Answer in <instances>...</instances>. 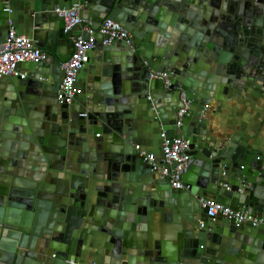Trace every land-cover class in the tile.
I'll return each instance as SVG.
<instances>
[{"label": "water", "instance_id": "95a60500", "mask_svg": "<svg viewBox=\"0 0 264 264\" xmlns=\"http://www.w3.org/2000/svg\"><path fill=\"white\" fill-rule=\"evenodd\" d=\"M11 2L44 58L0 77V264H264L263 226L203 206L264 220V149L214 140L207 115L235 92L264 96V0H0V52ZM74 5L68 25L56 9ZM105 19L131 44L94 63L80 109L58 103L75 33L88 27L102 49ZM139 121L188 142L180 188L138 156Z\"/></svg>", "mask_w": 264, "mask_h": 264}, {"label": "built area", "instance_id": "2783aa9c", "mask_svg": "<svg viewBox=\"0 0 264 264\" xmlns=\"http://www.w3.org/2000/svg\"><path fill=\"white\" fill-rule=\"evenodd\" d=\"M56 13L64 18L68 25H76L79 23L78 7L72 6L69 10L56 9ZM89 36L82 37L81 34L73 39L72 52L68 59L62 64L63 78L56 94V100L60 104H72L74 99L81 93V89L77 86V77L79 72L89 62V54L94 50L95 38L93 32L88 30ZM98 33L106 36L102 44L105 47H110L115 40L125 41L126 44H131L129 34L123 29L120 23L111 19H105L101 23ZM44 58V55L34 48L31 40L25 36L17 34L11 28L7 34L6 41L3 44V50L0 52V77H16L25 78L26 74L18 70V64L23 62H36ZM154 78H166L163 73L153 74ZM168 84V81H165ZM185 110L179 111L181 117ZM179 124V122H178ZM98 136V135H97ZM161 159L158 160L154 153H149L141 150L139 145L134 148L138 152L140 159L147 164L153 172H158L162 176H166L175 189L181 187L179 181L180 172L188 167L190 156L188 152V142L180 138H166L164 134H160ZM203 206L208 208L207 217L215 218L221 215L227 219H233L236 226L240 224H249L253 227L263 226L264 220L248 215L245 212L235 211L229 207L223 206L214 202H204ZM72 263V262H71Z\"/></svg>", "mask_w": 264, "mask_h": 264}, {"label": "crops", "instance_id": "0c3cea01", "mask_svg": "<svg viewBox=\"0 0 264 264\" xmlns=\"http://www.w3.org/2000/svg\"><path fill=\"white\" fill-rule=\"evenodd\" d=\"M9 6L12 9V28L17 34L27 37V27L32 19L30 14L26 12V7H24V10L22 3L17 4L16 2H11ZM84 30L88 31V27ZM80 33L81 31H77L75 34L77 35ZM102 46L103 48L99 50L94 47V50L89 54V62L78 74L77 86L81 91L82 87L85 85L84 83L87 76H89V71H95L93 66L94 63L103 65L105 54L109 52L107 50H116L114 47H105L103 44ZM20 71L26 74L24 70ZM75 99L80 102L83 101L82 95H78ZM81 104H71L70 106L72 109H80L82 107ZM207 115L209 116L208 129L213 131L211 137L214 140L223 141L227 137H238L240 141H244L251 145L253 149H264V96L260 89H245L231 94L227 100H216L211 102V105L208 107ZM135 128L137 129L139 139L137 145H139L143 151L154 153L157 159L160 160L161 138L156 124L150 123V121H148V123L139 121ZM156 174H158V172H156ZM212 222L218 223L219 221L212 220ZM155 226V229H158L157 225ZM77 261L81 262V260L78 259ZM83 261L84 262L81 263L84 264L102 263L98 260Z\"/></svg>", "mask_w": 264, "mask_h": 264}]
</instances>
